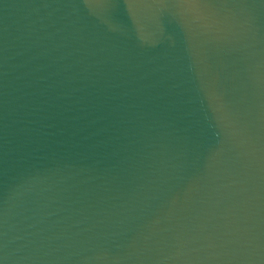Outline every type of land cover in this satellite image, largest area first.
Wrapping results in <instances>:
<instances>
[{
    "label": "water",
    "instance_id": "95a60500",
    "mask_svg": "<svg viewBox=\"0 0 264 264\" xmlns=\"http://www.w3.org/2000/svg\"><path fill=\"white\" fill-rule=\"evenodd\" d=\"M0 264H264V0H0Z\"/></svg>",
    "mask_w": 264,
    "mask_h": 264
}]
</instances>
